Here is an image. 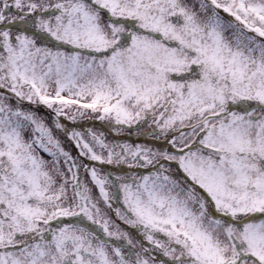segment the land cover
<instances>
[{
  "label": "snow or ice",
  "instance_id": "6c2138e0",
  "mask_svg": "<svg viewBox=\"0 0 264 264\" xmlns=\"http://www.w3.org/2000/svg\"><path fill=\"white\" fill-rule=\"evenodd\" d=\"M0 264H264V0H0Z\"/></svg>",
  "mask_w": 264,
  "mask_h": 264
},
{
  "label": "rangeland",
  "instance_id": "374dc122",
  "mask_svg": "<svg viewBox=\"0 0 264 264\" xmlns=\"http://www.w3.org/2000/svg\"><path fill=\"white\" fill-rule=\"evenodd\" d=\"M37 111L39 112V114L41 116H44L48 122L50 123L51 122V115L49 114L48 110L47 109H44V108H38ZM62 123H68V122H65V121H61ZM79 124H83L85 128L87 127H91L93 129H99V130H103L105 132V135L107 136L108 140H116V139H131L133 142L136 141V137L134 135H132L131 137H129L127 134H125L123 137H116L114 134L110 133L107 128H104L103 125L98 122V121H88V120H85V121H81L79 122ZM69 128L71 127H75V126H79V125H72L71 123H69ZM55 134L57 135V137L61 140V142L63 143L64 147L71 151L73 155H76V149L73 147V144L72 142H70L67 137L60 131H56ZM109 170L107 167L105 168H102V171H107ZM118 206V204L116 205ZM106 212H108L109 215H112L111 211L105 209ZM112 218L115 220V216L112 215ZM117 223L120 224L121 228L125 229L126 231H129L131 233V235L133 237H136V233L134 230L132 229H129L127 226H125L124 224H122L120 221H116Z\"/></svg>",
  "mask_w": 264,
  "mask_h": 264
}]
</instances>
